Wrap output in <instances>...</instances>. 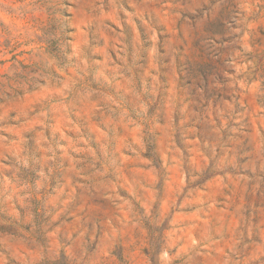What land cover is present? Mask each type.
I'll use <instances>...</instances> for the list:
<instances>
[{
  "label": "rangeland",
  "instance_id": "rangeland-1",
  "mask_svg": "<svg viewBox=\"0 0 264 264\" xmlns=\"http://www.w3.org/2000/svg\"><path fill=\"white\" fill-rule=\"evenodd\" d=\"M0 264H264V0H0Z\"/></svg>",
  "mask_w": 264,
  "mask_h": 264
}]
</instances>
